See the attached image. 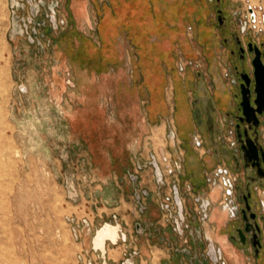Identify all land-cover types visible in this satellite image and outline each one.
I'll list each match as a JSON object with an SVG mask.
<instances>
[{"label": "rangeland", "instance_id": "rangeland-1", "mask_svg": "<svg viewBox=\"0 0 264 264\" xmlns=\"http://www.w3.org/2000/svg\"><path fill=\"white\" fill-rule=\"evenodd\" d=\"M70 1L0 0V180L10 201L0 243L9 260L252 264L231 241L237 260L206 236L212 205L185 190L182 165L165 146L122 173L107 146L117 127L101 114L88 123L78 116L84 105L68 95L76 59ZM245 7L235 6L241 36ZM143 175L152 176L155 195L141 186ZM152 198L160 215L145 222Z\"/></svg>", "mask_w": 264, "mask_h": 264}, {"label": "crops", "instance_id": "crops-1", "mask_svg": "<svg viewBox=\"0 0 264 264\" xmlns=\"http://www.w3.org/2000/svg\"><path fill=\"white\" fill-rule=\"evenodd\" d=\"M236 4L246 5L243 18L253 8L258 20L257 28L250 24L242 38L246 34L264 38V0H71L69 4L76 59L69 64L68 95L84 105L78 116H85L88 123L101 114L117 127L107 146L110 162L125 165L122 173L133 169L137 156L142 159L151 149L166 148L182 165L185 190L193 189L191 195L211 203L206 236L224 247L232 260L239 255L230 246L231 214L222 204L228 200L223 179L233 177L228 115L237 100L224 39L232 30L238 32ZM219 6L232 21L227 35L218 25ZM148 176L143 175L140 184L155 195L158 187ZM159 215V203L152 198L144 221H155ZM223 228L226 234L221 233ZM246 258L256 264L252 256Z\"/></svg>", "mask_w": 264, "mask_h": 264}, {"label": "flooded vegetation", "instance_id": "flooded-vegetation-1", "mask_svg": "<svg viewBox=\"0 0 264 264\" xmlns=\"http://www.w3.org/2000/svg\"><path fill=\"white\" fill-rule=\"evenodd\" d=\"M222 1L218 0L219 3ZM218 16L221 32L227 35V32H231L229 29L232 21L221 7L218 8ZM224 44L234 47L232 53L243 64L236 71L239 95L241 96L240 87L244 83L241 76H248L251 105L254 108L249 116H244L239 106L234 110L232 118V159L237 172L234 182L236 212L231 242L241 255L252 256L256 264H264V106L258 107L255 103L257 76L253 65L257 56L264 65V38L257 40L251 34L242 38L236 30H232L231 35L225 37ZM245 63H248V69Z\"/></svg>", "mask_w": 264, "mask_h": 264}, {"label": "water", "instance_id": "water-1", "mask_svg": "<svg viewBox=\"0 0 264 264\" xmlns=\"http://www.w3.org/2000/svg\"><path fill=\"white\" fill-rule=\"evenodd\" d=\"M254 19V18H253ZM227 44V43H225ZM227 50H228V56H229V61L232 63V68L230 69L231 73L228 74V76L230 77L231 79V84H232V87L235 91V98L237 100L236 102V106L233 108L232 112L229 113L228 117L229 119L231 120L232 122V118H233V113H234V110H236L239 106L241 108V110L243 111V114L244 116H249L250 112L254 110L253 106L251 105V95H250V89H249V86H250V81L249 79L245 76V75H242L241 76V79L244 81V83L241 85V96L239 95V87H238V81H237V78H236V71L240 70L243 66L242 63H240L237 59H236V54H233L232 51H234V47H232V45H229L227 46ZM227 62V61H226ZM229 64V62L227 63ZM253 65L256 69V76H257V83L255 85V92L257 93V99L255 100V103L258 107H261V106H264V65L261 61V59L259 58V56L255 57L254 60H253ZM245 66L246 68L248 69L249 65L248 63H245ZM261 112V109H259ZM231 126H232V123H231ZM230 134L232 135V129H231V132ZM233 141L231 143V159H232V154H233ZM232 174H233V177L230 178V185H229V189H227V197H228V200H227V203L225 205V208L229 209L230 210V214H231V224H230V231H231V236H230V240L234 234V223H233V219H234V215H235V212H236V207H235V201H234V182H235V178H236V172H237V169L235 168V165H234V162H233V159H232ZM228 170H226L224 173L227 175L228 174ZM223 184L224 186L226 187L228 183V179H227V176L224 177V180H223ZM258 224H257V229H258ZM232 243V242H231ZM258 245L261 246V243H259Z\"/></svg>", "mask_w": 264, "mask_h": 264}, {"label": "bare ground", "instance_id": "bare-ground-1", "mask_svg": "<svg viewBox=\"0 0 264 264\" xmlns=\"http://www.w3.org/2000/svg\"><path fill=\"white\" fill-rule=\"evenodd\" d=\"M6 192H8V189L4 188V183L0 180V234L4 233L7 235V229H1L3 222H10V217H8L10 201L5 196ZM9 256L7 249L0 243V264H15L9 260Z\"/></svg>", "mask_w": 264, "mask_h": 264}, {"label": "built area", "instance_id": "built-area-1", "mask_svg": "<svg viewBox=\"0 0 264 264\" xmlns=\"http://www.w3.org/2000/svg\"><path fill=\"white\" fill-rule=\"evenodd\" d=\"M257 21L258 20H257V15L255 13V9L250 8L249 9V14L247 15V18L242 22L243 30L246 31L250 24H253L254 28H257V25H256ZM263 21H264V19H263ZM227 179H228V183L229 184L226 185V188L229 189V185H230V180L229 179H230V177H227Z\"/></svg>", "mask_w": 264, "mask_h": 264}]
</instances>
